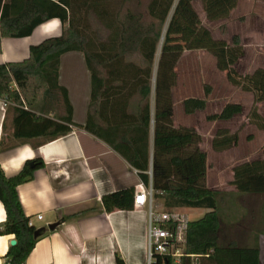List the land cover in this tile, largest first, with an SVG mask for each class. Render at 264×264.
Wrapping results in <instances>:
<instances>
[{"label": "trees", "instance_id": "1", "mask_svg": "<svg viewBox=\"0 0 264 264\" xmlns=\"http://www.w3.org/2000/svg\"><path fill=\"white\" fill-rule=\"evenodd\" d=\"M195 1L152 0L148 13L154 21L143 26L131 13L122 19L119 12L108 11L104 0H0V50L3 39L30 37L39 26L52 19H59L63 24L62 35L31 46L27 60L0 64V99L23 105V96L30 111H21L20 115L33 118L40 129L33 137L47 136L45 143L68 136L73 127L84 129L105 142L138 171L145 187L152 186L155 209L163 208V213L181 209L208 210L202 219L188 224L185 257L181 264H193L191 256H200L208 264H220L224 251L229 254L236 249H223L219 244V194L207 187L208 156L200 147L202 138L195 129L174 126L173 89L182 51L162 52L154 91L152 86L158 46L171 12L173 29L193 30L199 38L203 36L205 29L194 8ZM200 1L207 20L217 22L228 19L241 0ZM85 9L93 10L110 31L106 42H97L87 36L81 18ZM71 52L84 54L92 76V98L84 127L74 123L68 91L59 83L61 58ZM211 53L217 68L226 73L232 85L254 94L256 104L264 103V68L244 77L234 69L243 56L238 39H234L232 47L213 48ZM134 57L140 58V64L133 60ZM29 92L33 105L28 100ZM210 94L211 89L207 87L206 98L186 99L183 102L185 114L206 111ZM135 98L137 102L133 103ZM57 105L65 111L61 123L38 116L37 113L48 116L54 111L52 106ZM242 113V105L230 103L207 120L230 121ZM251 118L257 123L262 119L256 108ZM238 143V135L219 131L212 145L215 151L222 152ZM44 167L41 159L28 161L18 175L8 178L0 164V202L6 213L0 237L14 236L17 241L6 256L7 264L26 263L37 243L48 233L31 225L32 219L25 214L18 193L19 186L30 182L35 172ZM233 172L232 185L240 194H264L263 159L240 164ZM135 191V188H128L103 196L105 211L133 210ZM240 252H252L258 264L257 248ZM116 264L125 263L117 256ZM152 264H174V261L168 255L155 254Z\"/></svg>", "mask_w": 264, "mask_h": 264}, {"label": "crops", "instance_id": "2", "mask_svg": "<svg viewBox=\"0 0 264 264\" xmlns=\"http://www.w3.org/2000/svg\"><path fill=\"white\" fill-rule=\"evenodd\" d=\"M194 8L203 25L205 21H223H208L200 0L194 2ZM62 33L61 21L52 19L39 26L30 37L3 39L0 64L23 62L29 58L31 46ZM59 83L68 91L74 123L84 127L92 98V76L83 53L71 52L62 56ZM13 88L18 89L16 84ZM21 98L23 105L0 99V164L8 178L18 175L28 161L41 159L45 164L30 182L18 188L25 214L38 229L48 232L37 243L26 264H116L117 256L125 264H146L148 209L107 213L102 203L107 194L141 186L138 171L84 129L73 127L71 134L51 143H45L47 136L33 137L40 129L33 118L20 115L21 111H30L24 97ZM28 100L33 105L30 92ZM52 107L54 111L51 110L48 116L37 113L38 116L61 123L65 115L63 107ZM218 122L227 121L212 123ZM200 136L203 142L205 138ZM213 140L214 137L211 144ZM150 145L152 151L153 133ZM200 146L208 156L207 187L219 194V244L223 249H236L229 254L224 251L220 255V264H256L255 254L240 252L255 248L258 249V264H264V194H240L232 185L236 166L231 168L229 179H225L223 170L232 165L233 160L220 166L216 180L211 181L210 155L202 143ZM221 209L225 214L227 210L228 215H221ZM163 210L155 209L157 214H162ZM200 210L202 212H198ZM177 212L189 223L209 213L206 209ZM39 216H42L41 220ZM5 219V209L0 202V227ZM52 224H59L53 232L48 229ZM13 241H16L14 236L0 237V264H7L6 256L13 248ZM201 259L202 264H208L200 256L192 258L193 264H199Z\"/></svg>", "mask_w": 264, "mask_h": 264}, {"label": "rangeland", "instance_id": "3", "mask_svg": "<svg viewBox=\"0 0 264 264\" xmlns=\"http://www.w3.org/2000/svg\"><path fill=\"white\" fill-rule=\"evenodd\" d=\"M151 1L131 0L128 3H123L121 0H104V3L108 11L114 14L119 12L122 19L131 13L138 18L141 25L147 26L154 21L148 13ZM195 6L199 10V4L196 3ZM81 18L82 26L85 27L88 37L97 42L108 40L110 31L93 10L85 9ZM172 18L173 12L170 13L164 26L158 46L152 81L153 91L157 65L162 52L164 50L182 51V57L176 68L177 83L173 89L174 126L176 128H193L204 136L202 147L210 155L211 181L216 180L220 166L228 160L234 161L232 165H228L223 170L227 180L233 166L256 159L264 160V129L261 128L264 126V103L256 104L254 94L242 91L227 80L226 73L217 68V61L212 55L211 49L232 47L236 38L243 50V56L234 68L237 74L244 77L264 68V0H241L228 19L220 23L205 21V25L202 23L205 32L200 38L193 30L173 29ZM133 60L140 64L139 57H134ZM105 73L104 71L103 74ZM207 87L211 89V94L207 97L206 111L187 116L184 112L183 102L189 98H206ZM135 102H137V98L134 99L133 103ZM230 103L242 105L243 113L227 122L214 124L207 120L208 116L220 113ZM151 105L154 113V92L151 97ZM254 108L262 118L259 123L251 118ZM219 131L238 135V145L224 153L215 151L211 144V138H215ZM226 212L225 214L224 209L220 210L221 215H228L227 210ZM238 214L242 213H239L238 210Z\"/></svg>", "mask_w": 264, "mask_h": 264}, {"label": "built area", "instance_id": "4", "mask_svg": "<svg viewBox=\"0 0 264 264\" xmlns=\"http://www.w3.org/2000/svg\"><path fill=\"white\" fill-rule=\"evenodd\" d=\"M144 208L148 209L146 264H152L155 254L168 255L174 264H181L182 258L185 257L188 220L178 212L157 214L154 209L152 186L147 188L142 184L135 191L134 210ZM38 218L41 220L42 216Z\"/></svg>", "mask_w": 264, "mask_h": 264}, {"label": "water", "instance_id": "5", "mask_svg": "<svg viewBox=\"0 0 264 264\" xmlns=\"http://www.w3.org/2000/svg\"><path fill=\"white\" fill-rule=\"evenodd\" d=\"M59 224H52L48 227L49 231L53 232L58 228ZM39 236V232L36 233V237ZM13 247L17 245V241H13L11 244Z\"/></svg>", "mask_w": 264, "mask_h": 264}]
</instances>
